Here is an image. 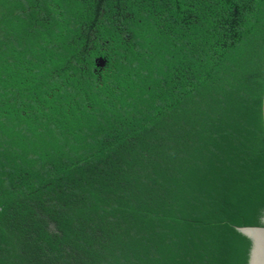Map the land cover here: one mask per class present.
<instances>
[{
    "label": "trees",
    "instance_id": "1",
    "mask_svg": "<svg viewBox=\"0 0 264 264\" xmlns=\"http://www.w3.org/2000/svg\"><path fill=\"white\" fill-rule=\"evenodd\" d=\"M263 95L264 0H0V264H247Z\"/></svg>",
    "mask_w": 264,
    "mask_h": 264
},
{
    "label": "water",
    "instance_id": "2",
    "mask_svg": "<svg viewBox=\"0 0 264 264\" xmlns=\"http://www.w3.org/2000/svg\"><path fill=\"white\" fill-rule=\"evenodd\" d=\"M99 64H103L102 57ZM263 117H264V95H263ZM262 225H238L237 229L248 236L251 240V248L247 264H264V215Z\"/></svg>",
    "mask_w": 264,
    "mask_h": 264
}]
</instances>
